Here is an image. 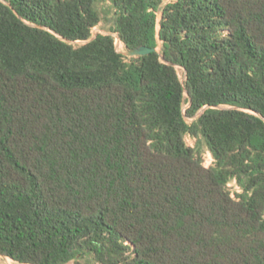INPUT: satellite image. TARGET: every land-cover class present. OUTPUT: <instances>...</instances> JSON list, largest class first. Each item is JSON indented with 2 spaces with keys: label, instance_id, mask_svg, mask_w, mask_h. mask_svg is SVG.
Instances as JSON below:
<instances>
[{
  "label": "trees",
  "instance_id": "trees-1",
  "mask_svg": "<svg viewBox=\"0 0 264 264\" xmlns=\"http://www.w3.org/2000/svg\"><path fill=\"white\" fill-rule=\"evenodd\" d=\"M0 256L264 264V0H0Z\"/></svg>",
  "mask_w": 264,
  "mask_h": 264
},
{
  "label": "rangeland",
  "instance_id": "rangeland-1",
  "mask_svg": "<svg viewBox=\"0 0 264 264\" xmlns=\"http://www.w3.org/2000/svg\"><path fill=\"white\" fill-rule=\"evenodd\" d=\"M97 8L99 10V12L101 13L102 16V22L101 24L95 28L93 30V37L97 36L98 33H102V34H111V28L114 26V21H113V15L112 13H110V3L108 2H101L99 4H97ZM116 38V47L119 53H121L122 55H124L127 58H130L127 56V49L124 46V44L120 41V39L114 35ZM74 45H81L80 43L74 44ZM161 47L159 46L158 50H160ZM179 74L181 75V78L184 80V70L181 68H178ZM189 122H192V120H189ZM187 144L191 147L195 146V140L192 139L191 137H187L186 138ZM204 154H203V158L205 159V162L207 161L208 163L211 162V154L209 153L207 148L203 149ZM229 189L233 195V197L235 198V193L240 192L239 188L237 187V185L235 184V182H232L229 185ZM0 262L3 264H16L13 261H11L10 259L6 258L4 259L3 257L0 256Z\"/></svg>",
  "mask_w": 264,
  "mask_h": 264
},
{
  "label": "water",
  "instance_id": "water-1",
  "mask_svg": "<svg viewBox=\"0 0 264 264\" xmlns=\"http://www.w3.org/2000/svg\"><path fill=\"white\" fill-rule=\"evenodd\" d=\"M96 36L92 37V39L90 41H93L95 39ZM89 41V42H90ZM71 44H77V43H80L81 45L83 44H86L87 42H70ZM128 53H127V56L130 57V58H133V57H140V56H145V55H148L152 52H155L156 49H151V48H147V47H142V48H139V49H135V50H127ZM186 73V71H185ZM205 110H203L199 115L198 117H200L203 113H204ZM3 257V256H2ZM4 259H6L5 257H3Z\"/></svg>",
  "mask_w": 264,
  "mask_h": 264
},
{
  "label": "built area",
  "instance_id": "built-area-1",
  "mask_svg": "<svg viewBox=\"0 0 264 264\" xmlns=\"http://www.w3.org/2000/svg\"><path fill=\"white\" fill-rule=\"evenodd\" d=\"M212 162H213V160H212V157H211V162L210 163H208L207 161H206V163H207V166L209 167L211 164H212ZM12 261V260H11ZM14 262V261H13ZM15 263V262H14ZM16 264H18V263H16Z\"/></svg>",
  "mask_w": 264,
  "mask_h": 264
}]
</instances>
